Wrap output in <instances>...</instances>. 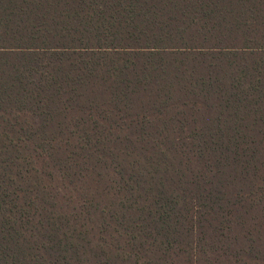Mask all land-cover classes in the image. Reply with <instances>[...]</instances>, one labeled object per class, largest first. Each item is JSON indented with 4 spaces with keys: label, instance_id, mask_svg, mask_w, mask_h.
<instances>
[{
    "label": "trees",
    "instance_id": "16d2710c",
    "mask_svg": "<svg viewBox=\"0 0 264 264\" xmlns=\"http://www.w3.org/2000/svg\"><path fill=\"white\" fill-rule=\"evenodd\" d=\"M0 264H264V0H0Z\"/></svg>",
    "mask_w": 264,
    "mask_h": 264
}]
</instances>
